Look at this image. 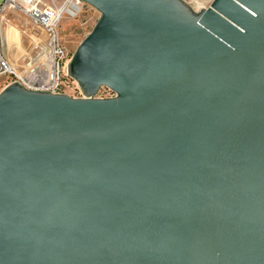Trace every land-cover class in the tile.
<instances>
[{
  "label": "water",
  "instance_id": "1",
  "mask_svg": "<svg viewBox=\"0 0 264 264\" xmlns=\"http://www.w3.org/2000/svg\"><path fill=\"white\" fill-rule=\"evenodd\" d=\"M79 1L81 97L0 90V264H264V0Z\"/></svg>",
  "mask_w": 264,
  "mask_h": 264
},
{
  "label": "built area",
  "instance_id": "2",
  "mask_svg": "<svg viewBox=\"0 0 264 264\" xmlns=\"http://www.w3.org/2000/svg\"><path fill=\"white\" fill-rule=\"evenodd\" d=\"M194 12L206 10L214 0H182ZM66 7L56 9L44 5L41 0H0V25L9 13L25 17L36 29L31 54H20L16 61L5 50L0 36V82L1 88L16 82L28 90L48 92L53 95L81 97L76 83L66 76L70 60L61 43L58 26L64 14L75 17L83 5L79 0H66ZM68 11V13H65ZM106 88L100 89L96 98H112Z\"/></svg>",
  "mask_w": 264,
  "mask_h": 264
},
{
  "label": "rangeland",
  "instance_id": "3",
  "mask_svg": "<svg viewBox=\"0 0 264 264\" xmlns=\"http://www.w3.org/2000/svg\"><path fill=\"white\" fill-rule=\"evenodd\" d=\"M44 5L56 9L65 8L66 0H41ZM99 18V14L87 5H83L80 13L71 17L64 14L58 31L61 43L71 57L77 46L91 31ZM37 29L18 13H9L0 25V36L4 41L5 50L9 51L11 58L16 61L20 54L33 52V41ZM2 82H0V90Z\"/></svg>",
  "mask_w": 264,
  "mask_h": 264
},
{
  "label": "bare ground",
  "instance_id": "4",
  "mask_svg": "<svg viewBox=\"0 0 264 264\" xmlns=\"http://www.w3.org/2000/svg\"><path fill=\"white\" fill-rule=\"evenodd\" d=\"M65 13H68V11H66ZM4 46H5V44H4Z\"/></svg>",
  "mask_w": 264,
  "mask_h": 264
}]
</instances>
